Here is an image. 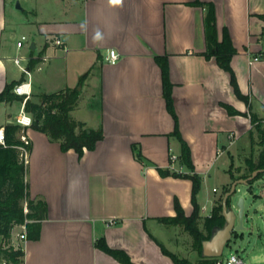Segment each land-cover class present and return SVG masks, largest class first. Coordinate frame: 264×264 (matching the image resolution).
I'll return each instance as SVG.
<instances>
[{
    "label": "crops",
    "instance_id": "crops-1",
    "mask_svg": "<svg viewBox=\"0 0 264 264\" xmlns=\"http://www.w3.org/2000/svg\"><path fill=\"white\" fill-rule=\"evenodd\" d=\"M6 1L0 0V92L22 77L31 82L32 93L81 84L80 96L83 90L98 93V120L92 127L87 118L73 114L75 109L71 116L103 136L80 156L73 148L63 150L60 141L43 131L22 130L31 145L25 164L29 198L44 200L47 212L38 238L21 239L14 228L7 244L0 235V248H22V264H124L98 245L102 240L135 264H181L163 247L196 261L200 254L190 233L160 220L176 214V197L191 214L193 183L159 172L160 167L189 169L181 161V140L174 134L176 121L156 56L167 58L179 130L202 178L201 215H211L222 191L209 183L212 164L225 153L233 157L232 145L240 139L251 145L252 123L225 106L249 111L236 95L230 73L215 56L205 55L207 6L195 1L214 6L219 39L227 29L236 48L231 66L240 90L252 109L257 101L262 112L264 19L259 15L264 0H72L79 15L75 6L48 16L31 10L32 18L18 23L30 35L29 50L22 54L16 43L15 55L8 46L14 28L9 27ZM56 37L60 45L53 42ZM111 49L119 53L116 63L106 60ZM19 54L26 57L21 64L30 74L15 63ZM10 62L21 69L19 75L11 72ZM22 107L20 100L0 102V128L16 123ZM230 167L224 169L223 188L233 181ZM5 260L0 254V264Z\"/></svg>",
    "mask_w": 264,
    "mask_h": 264
},
{
    "label": "trees",
    "instance_id": "trees-1",
    "mask_svg": "<svg viewBox=\"0 0 264 264\" xmlns=\"http://www.w3.org/2000/svg\"><path fill=\"white\" fill-rule=\"evenodd\" d=\"M195 3L206 5V42L207 49L205 55L210 58L215 56L220 66L230 73L231 84L236 95L243 99L249 106L248 112H242L235 107L225 104L230 114L247 115L251 119L252 128L249 131L252 151L251 155L246 158V164L250 174L257 168H264V129L261 125V119L252 111V105L249 97L244 95L239 87L236 74L231 66V59L236 48L230 38L227 29H224L222 39L218 37V30L215 21V10L212 4L195 1ZM264 19V14L259 15ZM161 64L163 71L164 96L167 101L168 109L173 114L176 125L174 134L181 140V161L188 167V172H179L170 168H159L161 175H175L190 178L192 180V204L191 214H187L179 199L175 198L176 214L173 216L161 217L160 220L167 224L181 225L186 229L193 238V249L199 252L200 257L196 261L180 259L173 252L165 247L163 250L170 255L176 262L181 264H216L219 257H205L202 255V241L211 237L213 230L223 226L225 218L222 214V200L214 205L211 215L202 216L201 205L198 194L202 185L201 176L195 172L192 161L191 148L187 141L182 137L179 130L178 119L174 109L172 96L173 85L169 79V66L167 58L156 56ZM37 60H33L35 62ZM83 78V77H82ZM24 78L13 80L6 84L4 90L0 92V102L24 100V96L17 94L14 88L22 82ZM80 90L77 87H66L54 92L32 93L25 102V109L32 115V126L35 129L45 132L51 139L60 141L63 150L73 148L81 156L84 149H94L98 140L102 138L101 130L90 129L85 123L74 119L71 111L76 108L80 99ZM264 109V105H263ZM259 131L260 149L256 157L254 151V131ZM23 127L18 123H8L5 125V143H0V235L4 239V244L10 240L16 225L26 224L27 237L36 239L39 236L40 221L45 218L47 206L42 199H30L26 181V165L20 157L19 145L23 142L18 136ZM31 145H29V148ZM138 158H142L138 152ZM249 174V175H250ZM264 172H260L253 180L260 178ZM249 175L242 174L240 177ZM232 179H236L231 173ZM229 190V189H228ZM227 191V190H226ZM225 191V192H226ZM27 201L28 212L24 213V203ZM229 203V202H228ZM27 220V221H26ZM202 225V226H201ZM98 245L108 251L115 258L124 264H135L130 257L122 250L111 249L100 241ZM0 254L14 264H22L24 251L22 248L14 249L12 247L0 248Z\"/></svg>",
    "mask_w": 264,
    "mask_h": 264
},
{
    "label": "rangeland",
    "instance_id": "rangeland-1",
    "mask_svg": "<svg viewBox=\"0 0 264 264\" xmlns=\"http://www.w3.org/2000/svg\"><path fill=\"white\" fill-rule=\"evenodd\" d=\"M18 1H20L22 9L17 8L16 5ZM72 3V0H7L5 8L8 14V21H10L9 27L14 28V33L12 34V37L8 43V46L10 48H14L11 49L10 52L14 55L18 53V50L16 49V43L18 40H21L24 34L31 42L29 37L30 35H28V33H25L22 26L18 25V23L20 24L21 21L32 18L31 10L34 11L38 8L39 10H42L43 14L48 16L51 11H59L61 9H65L66 7L67 10H71L73 9L72 7L75 6L76 8H74V14L79 15L78 5L76 4L77 6H73L71 5ZM29 41H24V46L20 48V52L22 54L26 53L29 50ZM22 63H24V61ZM9 67H13L11 72H13L14 74L19 75L21 73V69L14 62H10ZM53 81L55 82V84H58V79L56 81ZM79 86H81V84H78L77 88H79ZM256 102L257 101H254L252 111L255 112L261 119V125L264 129V111L261 112L260 110H258ZM99 103L100 101L98 93L94 94L93 96L86 90H83L82 95L79 99L78 106L74 108L75 111L73 112V114L75 116H82L87 118L89 125L93 127L98 120L97 117ZM253 131L255 139L253 156L256 157L260 149V145L258 144L260 138L259 131L256 128H253ZM21 132L23 133L24 131ZM248 138H250V136H248ZM231 151L233 157L228 156V153H225L220 156V158L216 160L211 167L209 183L211 184V186L212 184L218 186L220 191L222 190L218 198L215 200L216 205L219 203V201L223 200L225 191L230 188L232 183V180L229 181L223 188L221 179L224 175L225 168H229V166L231 165L230 171L235 178H239L242 174H250L247 168L246 158L251 155L252 146L244 145V140L240 139L232 145ZM240 197L245 198V215L243 222L244 228L235 230L233 232L232 238L226 245L221 258L225 261L231 255V253H236L243 259L244 264H264V174H262L260 178L254 180L252 183L238 185L236 193H234L232 196V205L237 213L238 208L236 204ZM23 203L24 213H27L25 210L27 201L24 200ZM208 211L209 209L207 208L205 210V213H207ZM200 213H203L202 208ZM184 230L187 231L186 229ZM25 231H27L26 224H19L15 226L14 235L17 236ZM196 252L197 254H199L198 251ZM8 262L10 264H14L12 261Z\"/></svg>",
    "mask_w": 264,
    "mask_h": 264
},
{
    "label": "water",
    "instance_id": "water-1",
    "mask_svg": "<svg viewBox=\"0 0 264 264\" xmlns=\"http://www.w3.org/2000/svg\"><path fill=\"white\" fill-rule=\"evenodd\" d=\"M17 8L22 9L20 1L17 2ZM31 48H35V43L31 44ZM79 86L78 89H80ZM260 172H264V168H257L247 177H239L232 181L229 190L224 193L222 200V214L225 218L223 226L213 230L210 238L202 241V255L205 257H221L226 245L232 238L233 232L244 228L245 215V198L240 197L237 201L238 213L232 205V196L236 193L239 184H249ZM229 202V203H228ZM239 216V220H238Z\"/></svg>",
    "mask_w": 264,
    "mask_h": 264
},
{
    "label": "built area",
    "instance_id": "built-area-1",
    "mask_svg": "<svg viewBox=\"0 0 264 264\" xmlns=\"http://www.w3.org/2000/svg\"><path fill=\"white\" fill-rule=\"evenodd\" d=\"M24 41H29L28 37L26 35H23L21 40L17 41V46L19 48L24 46ZM55 44L60 45L62 43L60 38H55L53 41ZM26 59L24 55L19 54L14 58L15 63L20 66V68L26 73L30 74V71L27 69V67L23 66L21 64V61ZM119 59V53L115 49H111L109 53L106 56V60L110 63H116ZM255 59H258V57H255ZM14 91L19 94L24 96L23 100V107L16 119V123L21 125L23 129L32 126L33 123V117L32 115L25 109V102L26 100L31 96L32 94V87H31V82L30 81H22L19 84H17L14 88ZM22 144L19 145V150H20V157L26 164L28 161V156H29V145H30V140L26 136L25 133L22 134L21 136ZM0 143L4 144L5 143V131L3 128H0ZM175 158V157H174ZM25 210L28 212V206L25 205ZM113 222V221H111ZM19 237L21 239H26L27 238V233L26 231L23 233L19 234ZM3 264H10L7 260L3 262ZM216 264H244L243 259L236 253H231V255L224 261L222 260L221 257L218 258Z\"/></svg>",
    "mask_w": 264,
    "mask_h": 264
},
{
    "label": "snow or ice",
    "instance_id": "snow-or-ice-1",
    "mask_svg": "<svg viewBox=\"0 0 264 264\" xmlns=\"http://www.w3.org/2000/svg\"><path fill=\"white\" fill-rule=\"evenodd\" d=\"M117 2H118V0H117Z\"/></svg>",
    "mask_w": 264,
    "mask_h": 264
}]
</instances>
